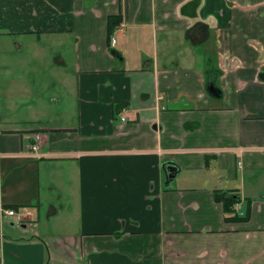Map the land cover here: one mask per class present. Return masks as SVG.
Masks as SVG:
<instances>
[{"label":"crops","instance_id":"crops-1","mask_svg":"<svg viewBox=\"0 0 264 264\" xmlns=\"http://www.w3.org/2000/svg\"><path fill=\"white\" fill-rule=\"evenodd\" d=\"M0 264H264V0H0Z\"/></svg>","mask_w":264,"mask_h":264},{"label":"built area","instance_id":"built-area-1","mask_svg":"<svg viewBox=\"0 0 264 264\" xmlns=\"http://www.w3.org/2000/svg\"><path fill=\"white\" fill-rule=\"evenodd\" d=\"M111 41H112L111 42L112 45H114L116 43V41H117V38L115 36H112ZM125 118L126 117H122V120H125ZM40 148H41V145H40V134H37L35 136V144L32 145V149H33V151H34V153L36 155H39L40 154L39 153L40 152L39 151ZM235 207L237 208V210H236L237 214L240 215V216H243L244 215V211L242 209V204L241 203H236ZM3 213L7 214L9 217H11V216H14L15 217L16 215H18V210H15V209H5L3 211Z\"/></svg>","mask_w":264,"mask_h":264},{"label":"trees","instance_id":"trees-1","mask_svg":"<svg viewBox=\"0 0 264 264\" xmlns=\"http://www.w3.org/2000/svg\"><path fill=\"white\" fill-rule=\"evenodd\" d=\"M236 201H237L236 198L225 199L224 205H225V211L227 213L226 220L229 221L247 220L249 218L248 211L244 216L238 215L237 212L235 211L233 204H235Z\"/></svg>","mask_w":264,"mask_h":264},{"label":"water","instance_id":"water-1","mask_svg":"<svg viewBox=\"0 0 264 264\" xmlns=\"http://www.w3.org/2000/svg\"><path fill=\"white\" fill-rule=\"evenodd\" d=\"M164 169L167 176V180H171V178L176 176L179 167L174 163H167L164 165Z\"/></svg>","mask_w":264,"mask_h":264}]
</instances>
